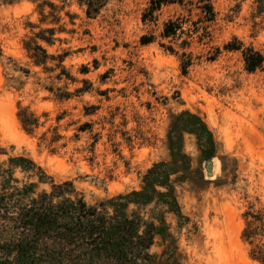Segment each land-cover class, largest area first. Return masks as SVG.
<instances>
[{
	"label": "rangeland",
	"instance_id": "rangeland-1",
	"mask_svg": "<svg viewBox=\"0 0 264 264\" xmlns=\"http://www.w3.org/2000/svg\"><path fill=\"white\" fill-rule=\"evenodd\" d=\"M210 1L209 22L197 0H0V193L12 211L43 193L59 211L82 197L150 230L151 264H264V63L247 71L224 48L264 54V0ZM170 19L184 32L163 37ZM38 32L53 39H36L44 65L25 48ZM18 230L0 220V244ZM40 247L36 264H53L61 245Z\"/></svg>",
	"mask_w": 264,
	"mask_h": 264
},
{
	"label": "trees",
	"instance_id": "trees-1",
	"mask_svg": "<svg viewBox=\"0 0 264 264\" xmlns=\"http://www.w3.org/2000/svg\"><path fill=\"white\" fill-rule=\"evenodd\" d=\"M161 1V0H160ZM197 8L200 11L201 21H212L215 11L210 0H197ZM152 5L151 9L159 6ZM156 6V7H155ZM187 32L191 36L198 25H192ZM53 34V29H47ZM179 32L183 33L181 22L168 20L162 29L163 37H175ZM38 32L32 39L33 45L26 44L25 48L35 65H44L49 55L36 39L52 42V37H47ZM151 37H144L142 42H150ZM186 42V41H185ZM187 44V42H186ZM226 49L240 50L244 67L247 71H255L264 63V54L252 47L243 48L242 44L226 43ZM2 54L0 47V56ZM33 119L21 118V122L27 128L33 123ZM35 120V119H34ZM35 122V121H34ZM25 160L28 165L34 162ZM63 185L70 182L54 184L51 196H63ZM11 194L0 193V220L3 224L10 218L19 224L18 236L0 244V264H36L43 261L42 258L49 255L38 253L42 250L40 242L51 239L52 243L61 245L59 253H51L50 261L56 263L55 258L65 260L68 264H151L152 255L146 249L152 242V232L138 233L139 220L126 219V222L116 225L111 218L98 211L97 207L89 206L82 197L71 200L66 198L67 208L56 210L53 207L46 208L48 204L46 193H43L38 208L24 207L18 211H12L8 202ZM103 205V203H100ZM14 212V213H13ZM117 217V214H116ZM49 254V253H48ZM53 254V256H52ZM56 256V257H55Z\"/></svg>",
	"mask_w": 264,
	"mask_h": 264
},
{
	"label": "water",
	"instance_id": "water-1",
	"mask_svg": "<svg viewBox=\"0 0 264 264\" xmlns=\"http://www.w3.org/2000/svg\"><path fill=\"white\" fill-rule=\"evenodd\" d=\"M211 166H212V163L209 161L208 163H207V169H208V175H211Z\"/></svg>",
	"mask_w": 264,
	"mask_h": 264
}]
</instances>
